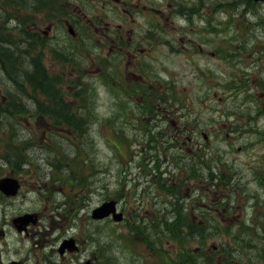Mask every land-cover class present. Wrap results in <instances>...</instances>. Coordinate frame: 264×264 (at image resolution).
<instances>
[{"label": "rangeland", "instance_id": "374dc122", "mask_svg": "<svg viewBox=\"0 0 264 264\" xmlns=\"http://www.w3.org/2000/svg\"><path fill=\"white\" fill-rule=\"evenodd\" d=\"M19 1L28 4V0ZM148 1L118 0L115 3L113 0H61L60 4L62 8H66L68 15L56 18L55 22L60 23L58 39L55 41L39 38L38 41L43 42L45 46H35L34 49L38 48L44 55L50 54L53 57H49L43 65L52 77L57 78V88L62 92L69 111L74 114L92 113L94 117H91L86 125L85 121L82 122L84 132L81 137H78L66 125H61L62 122L57 124L61 126L51 127L49 120L45 118L39 117L34 120L23 116L19 122L7 114L6 130H0V174L19 179L22 184L20 195L15 199H7L6 206L0 212V220H7L5 235L0 238V242L3 241L0 243L4 252L2 256L41 258L49 250L52 244L50 240L55 242L68 236L78 237L77 239L80 240L84 230L88 235L91 228L92 243L89 246L85 245V248L91 252L94 247H97L106 264H169V259L171 263L178 262L176 254L179 242L176 239H168L166 233H130L127 230V223L115 225L106 220L99 223L97 232L93 233L96 228L92 227L93 225L87 219L90 210L102 201L112 198L122 176L130 178L139 173L135 165L138 160H133V165L124 173L122 166L130 160L129 150L141 151L142 144L131 146L133 136L136 134L140 137L141 134L132 131H124V134H120L127 139L130 149L125 150L121 146L120 153L124 154L125 158L118 160V155L113 148L115 143V134L112 131L115 121H112V115L115 112L113 98L110 89L100 82L99 74H104L105 70L98 64L100 56L109 52L113 40L111 36L103 38L99 35L104 27L99 25L95 37L88 33L90 42L79 40L72 42L63 30L66 23L65 17L72 18L80 24L82 34L87 33L84 26L87 19L98 14L104 22H111L114 27L120 24L123 32H132V38L137 42L135 49H139V53H134L131 47L129 60L126 53L118 70L133 77L139 74L136 66L141 63L157 68L162 80L169 81L175 91V98L182 108L177 112L191 113L188 119L193 116L198 117L202 131L208 135L209 140L206 142L201 135L195 136L194 139L200 146V153H205L207 162L210 161L208 160L210 157H218L221 162L232 166L240 185L246 189L244 194H247L244 196L237 193L229 205L234 211L232 214L225 215L224 207L219 206L218 211L208 212L210 216L219 217L225 226L230 228L240 224L243 219L249 224H256L258 215L264 212V186L260 187L254 178L256 174L264 173V140L263 143L256 142L255 134L247 132V130L262 131L264 134V88L261 91L259 87H256L261 77L264 80V27L262 25L264 5L253 3L252 0L251 5L247 3V0ZM175 1H182V7L179 4L176 15L174 14ZM3 4L0 1V37L4 30H7L10 38L17 44H21L23 39L17 20L22 18L27 20L29 30L31 26H34V29H38L41 34L50 27L51 20L48 22L46 16H30L22 8L19 15L4 18L1 10ZM84 9L87 13L82 12ZM123 10L124 13L126 11L125 14ZM127 10L131 13V17L127 15ZM184 13L188 14L189 19L183 18ZM105 15L106 17L102 18ZM55 31L56 28L53 26L50 31H47L46 36L53 37ZM144 33H152L157 40L152 42L137 40ZM57 45L61 51L66 48L70 60L77 65L75 68L70 67L69 62L61 64L62 55L50 53L51 47ZM168 45H172L176 51L168 52ZM113 48H115L114 45ZM219 49L230 53L229 62L222 59L223 55L217 52ZM17 53L18 61L27 68V63L33 58L30 50L20 48ZM255 56L260 59L257 64L254 61ZM107 60L104 59L105 64ZM111 68L108 69L110 81L118 73L116 65H111ZM72 78L76 82L87 81L85 94L92 93V95L91 98L85 97L83 110H89L88 112H83L82 108L77 106L79 97H74L77 83L71 85L68 83ZM240 78L248 80L246 92L253 93L255 103L252 100L242 101L241 91L238 93L225 88L227 83L231 85L233 81ZM0 79V90H3V80ZM6 79V90L12 91ZM207 87L209 90L206 93ZM6 95L9 98V94ZM11 99L13 104H23L24 108H30V110H34L35 103L41 104L42 109L46 103V99L41 95L33 94L31 90L23 86L21 89L13 90ZM167 100L169 101L170 98ZM257 106L263 112L258 116L255 112ZM96 117L97 121H95ZM253 117L256 123L253 119L251 120ZM184 118L182 122L187 121V117ZM77 125L79 126L78 123ZM5 144L6 161L3 158ZM249 144L252 145L248 146ZM163 152L166 153V150L163 149ZM160 155H162L161 152ZM213 163L210 164L211 168ZM164 168L166 172L169 171L180 178L185 177L179 174L177 169L167 165ZM181 171L188 172V169L183 167ZM202 172L207 174V169L202 168ZM81 178L82 186L78 184ZM68 180H71L72 186L67 183ZM125 185L126 209L131 211L130 192L133 186L128 182ZM142 188L143 185H139L137 192ZM191 188L195 189L194 198H199L200 208H207L208 201L221 196V194L212 193L207 184L202 181L189 180L181 186L185 194ZM164 196L162 191L153 186L149 190V196L144 197V201L151 203L152 200H159ZM71 202L81 209H77V212L74 211L75 209L71 211ZM152 209V205L151 208L144 206L139 209V216L146 218L143 221L144 224H147V219L152 217ZM30 212L40 214L39 228L32 227L30 230L37 231L38 234L42 231L43 235L26 241L16 236L11 229L10 218ZM197 212L196 210L195 213ZM68 213L76 216L74 222L70 219L66 220ZM126 215V222H132L133 218L128 217L130 215L128 211ZM112 230L115 231L112 232ZM207 236L208 238L200 245L194 239L185 242L183 253L185 255L181 260L188 261L190 259L187 257L188 253L198 248L196 251L198 253L193 257L195 264H208L202 262V259L212 262L209 264H221L217 263L220 255L212 251V246L220 245L221 241L225 246V252H228L226 247L229 246L232 254L240 255L239 261H230L231 264H252V259H246V256L264 258V233L261 238H257L256 233L244 232L207 234ZM56 243L52 246L54 249L58 246ZM30 244L31 249L27 250ZM50 255L51 253L48 252L44 256ZM52 256L57 257V253L54 252Z\"/></svg>", "mask_w": 264, "mask_h": 264}, {"label": "flooded vegetation", "instance_id": "af4514ba", "mask_svg": "<svg viewBox=\"0 0 264 264\" xmlns=\"http://www.w3.org/2000/svg\"><path fill=\"white\" fill-rule=\"evenodd\" d=\"M116 30H119L115 33L117 36V41L114 43V49L110 52L111 54V61L113 66L116 65L117 69V75H116V81L114 85L118 86H126L130 87L133 84H138L140 86H146L148 89L155 91L153 88L154 86H159L158 94L164 93V88L162 87L161 80L157 78L156 76H151V81L148 73L144 71L143 65L144 63H141L140 65L136 66V71L139 72V74L133 75V77H130L124 72L119 71L120 63L122 62L123 58L125 57V54L127 53V59L130 58V53L132 52L131 47L134 49V51H137L139 49H135L137 42L131 38L130 33L121 32V25H117ZM141 52H143L141 50ZM134 59V57H133ZM5 66V60L2 57L0 60V78L3 77L4 74L1 73V70H4ZM142 69L143 72H141L139 69ZM117 87V86H116ZM156 92V91H155ZM157 93V92H156ZM125 100H127L130 107L128 108V112L126 114V118L123 119V117L120 115L122 112L119 98H114L115 101V118L118 122L116 123L115 132L116 134H119L120 131H132L133 133L141 134V136H146L149 134L153 135H159V136H168V151L167 153L163 152L162 150L157 152V154L154 156L144 154V161L147 160V162L155 161V159H162V164L168 165L172 168L177 169V171L182 173L181 167L184 166H195L197 165V162L200 158V146L197 144V141L195 136L201 135L206 140L207 135L202 131L201 123L198 121L197 116H193L192 118L188 119V117H191L190 114H183L178 113V109H182L181 105L178 104L177 100L176 103H172L174 100L173 97H170V103H167V99L163 96H148L147 98H144V95L142 93H135L131 97H125ZM152 102V103H151ZM47 103V109L50 107L49 101ZM11 116L18 117L20 120H22V116L27 117V119H35L38 117L45 118L47 120L52 119L54 116H58L53 112H41V113H29V114H13ZM184 117H187L186 122H182ZM6 120H7V112H6V102H5V95L3 94L2 90H0V130L3 129L6 130ZM18 120V119H17ZM18 120V121H20ZM208 121V120H207ZM208 126V124H206ZM205 136V137H204ZM228 138V135H226ZM184 138V139H182ZM195 141V142H194ZM194 142V145H193ZM207 142H209L207 140ZM160 149L164 148V145L161 144L159 147ZM143 151L145 150V147H142ZM160 152L162 155H160ZM155 153V152H154ZM184 155V156H183ZM5 160V155H4ZM209 158V157H208ZM185 160V163L182 164V161ZM143 162L138 164V169L141 170L140 176H136L132 178V184H135V187H138L139 185H143V188L139 191L141 197H145L149 195V190L153 188V186H156L159 191H161L159 184H164L166 181L171 183L172 185H180L182 182L189 181V178L184 177L180 178L178 175L174 176H164L160 175L159 177L154 175L151 176L150 173L147 170H142V164ZM154 164V169H156L157 162H152ZM179 167V168H178ZM157 170V169H156ZM163 174H165V171H162ZM145 174V175H144ZM5 174L3 176L0 174V178H4ZM191 181L196 182V180L191 179ZM120 191L119 189H117ZM118 194V193H116ZM135 197H137L136 192L133 191L132 193ZM156 194V193H155ZM138 198V197H137ZM155 199V197L153 198ZM117 201V208L118 210H122L124 213L126 209V205L122 204L124 201V198H122L119 194L116 196ZM7 198L4 196V194L0 193V212L3 207L6 206ZM151 205L153 206L152 209V218H155L157 215L153 213V210L163 211L165 209V200L159 199V200H152L150 203L142 202L139 206H137V210H134L133 208H130V210L133 212L129 216H139V209L146 206L147 208H151ZM186 205H188V201H186ZM127 211V209H126ZM121 212V213H123ZM123 213V214H124ZM38 222L40 219V214L35 213ZM193 216V215H192ZM7 226V220H0V237L4 235L5 228ZM36 229L39 228V224L35 226ZM151 228H154L155 230L158 228L156 225L149 226ZM254 225H249L247 228H253ZM259 229H264V226L258 225L256 226ZM31 232L30 237L32 238H38L39 235H43L42 231L38 234L37 231L29 230ZM67 238H72L73 249H64L63 251H59L61 242L66 238H61L60 240L54 242L52 241V244L50 246V249L47 251L51 253L50 256H44L41 258H35L30 256H23L18 258H11L6 257L5 255L2 256V251H0V264H27L30 262L31 264H83L87 260H90V264H102V254L101 251L96 248L95 250L88 252L85 248L86 245V239L84 237L80 238L78 240V237H72L68 236ZM48 241V242H50ZM58 245L55 249L52 247L54 244ZM56 252L57 257H53L52 254ZM100 253V254H99ZM4 254V253H3ZM81 254V255H80ZM84 255V256H82ZM82 256V258L80 257ZM32 258V259H31Z\"/></svg>", "mask_w": 264, "mask_h": 264}, {"label": "trees", "instance_id": "16d2710c", "mask_svg": "<svg viewBox=\"0 0 264 264\" xmlns=\"http://www.w3.org/2000/svg\"><path fill=\"white\" fill-rule=\"evenodd\" d=\"M3 4L1 7L2 14L4 18L7 17H15L20 8H26V5H23L18 2V0H0ZM31 2H35L38 4L37 10H43V9H50L51 15L54 11L59 10L57 6L54 4L57 2V0H29V4L33 7L34 11H36L35 6L31 4ZM252 4L251 0H247V3ZM182 3V1H181ZM11 4V5H10ZM179 6V2L177 3ZM182 7V4H180ZM37 12V11H36ZM24 33V31L22 32ZM30 33H25V36L23 37V41L26 43L25 49L31 48V43L34 42V39L32 38V34H30V38H28V35ZM40 45H43L41 42ZM20 46L15 41H13L10 38V33L7 32V30H4L3 35L0 37V50H3V53L0 55L1 59L2 57L5 60V70H6V76L9 82H11L15 88L21 89L22 86H24V83H27L29 88L34 92H39L44 97L48 98L52 101L54 105V113L58 114V116L54 117L55 124H58V122H62L65 125L71 126L76 129L77 132L80 133V128L77 126L76 121L72 119V115L68 118L67 112H69V106L64 103L62 100L63 94L61 91H59L57 78L49 76L46 73L45 68L41 64V62L31 61V65L28 69H24L22 67V64L17 60L18 53ZM10 97V102L7 105V112H17L16 107H19L21 112H25V108L22 109L21 106H17L16 104H13V100L11 99L12 93L8 92ZM75 96H83V91L80 90L76 93ZM15 107V108H14ZM18 109V110H19ZM37 119V118H35ZM229 180V178H228ZM225 185L227 183H224ZM217 221L213 220V224H216ZM165 224L168 226L165 228L167 231V238L170 239H176L179 242V249L177 251V259L178 262L171 263L170 259L168 260L169 264H181L180 259L185 255L183 254L184 251L181 250V248L184 247L185 244V232H182L180 227H183L185 225V222H182L178 217H176V220ZM208 226H211L212 223L210 221L207 222ZM206 224V225H207ZM196 228V227H195ZM197 230L193 233L198 236V242L202 243L205 239L208 238L207 234H219L218 232L209 233L206 230L204 231V226H200L199 228H196ZM194 234L192 232H189L190 237H193ZM222 252L224 253L225 250L222 248ZM226 255V254H225ZM188 256L191 257L193 254L191 252L188 253ZM208 264L211 262H207ZM185 264V263H184ZM187 264H192L191 262H187ZM203 264V263H200ZM224 264H231L229 261H225Z\"/></svg>", "mask_w": 264, "mask_h": 264}, {"label": "water", "instance_id": "95a60500", "mask_svg": "<svg viewBox=\"0 0 264 264\" xmlns=\"http://www.w3.org/2000/svg\"><path fill=\"white\" fill-rule=\"evenodd\" d=\"M254 1L264 2V0H254ZM17 188H18L17 182L13 179L6 178L0 181V189L8 196L14 195L17 191ZM110 214H112V217L114 220H120L121 218V215L116 214L114 211L113 201L104 202L100 206L96 207L92 211L91 217L93 219H102L104 217L109 216ZM27 217H30V216H27ZM27 217L23 216V217L17 218L15 220V223H18L19 225L25 224L30 219Z\"/></svg>", "mask_w": 264, "mask_h": 264}]
</instances>
